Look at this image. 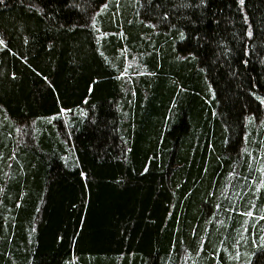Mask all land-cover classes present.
Masks as SVG:
<instances>
[{"label": "trees", "instance_id": "obj_1", "mask_svg": "<svg viewBox=\"0 0 264 264\" xmlns=\"http://www.w3.org/2000/svg\"><path fill=\"white\" fill-rule=\"evenodd\" d=\"M0 264H264V0H0Z\"/></svg>", "mask_w": 264, "mask_h": 264}]
</instances>
